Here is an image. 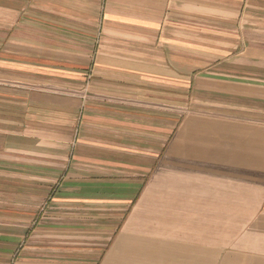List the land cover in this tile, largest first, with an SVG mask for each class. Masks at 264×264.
<instances>
[{"label":"crops","instance_id":"crops-1","mask_svg":"<svg viewBox=\"0 0 264 264\" xmlns=\"http://www.w3.org/2000/svg\"><path fill=\"white\" fill-rule=\"evenodd\" d=\"M0 264H264V0H0Z\"/></svg>","mask_w":264,"mask_h":264},{"label":"rangeland","instance_id":"rangeland-1","mask_svg":"<svg viewBox=\"0 0 264 264\" xmlns=\"http://www.w3.org/2000/svg\"><path fill=\"white\" fill-rule=\"evenodd\" d=\"M191 88V87H190ZM194 104H192V96L190 97V108H192ZM58 185H56L48 195H41L40 198L43 199L42 204L39 206H30L29 208V222H30V228L29 231L33 235H42L44 234L43 231H45L46 235L48 236H64L68 235L67 227L61 225L66 224L64 221H55L56 219L62 220L61 215H68L69 211H58L57 209L54 210V208L51 206L52 203L55 201L56 196V189ZM39 194H37L35 197H38ZM73 213V212H72ZM79 213V212H77ZM53 214H56V219L53 216ZM125 216L128 214V212H124ZM55 225V226H53ZM76 231L73 229L72 232ZM53 241V239H51ZM112 244H109V249L111 248Z\"/></svg>","mask_w":264,"mask_h":264}]
</instances>
